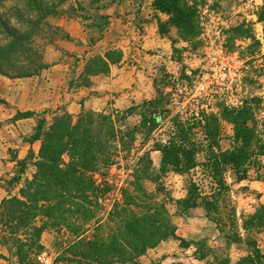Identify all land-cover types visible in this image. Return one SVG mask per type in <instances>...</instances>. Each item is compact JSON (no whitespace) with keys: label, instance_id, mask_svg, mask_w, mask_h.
<instances>
[{"label":"trees","instance_id":"1","mask_svg":"<svg viewBox=\"0 0 264 264\" xmlns=\"http://www.w3.org/2000/svg\"><path fill=\"white\" fill-rule=\"evenodd\" d=\"M0 76L28 78L46 68L48 46L69 37L49 23L51 17L80 18L91 22L102 36L109 17L96 14L104 0H0ZM154 9L168 17L162 27L173 25L191 42L199 36L198 4L186 0H155ZM95 13V14H94ZM239 32V30H237ZM254 44H259L251 35ZM95 39L90 43L94 45ZM124 53L114 49L105 58L96 56L86 65L80 85L108 75L112 65L122 63ZM188 78L184 75L182 80ZM154 100L120 113L83 110L77 117L63 111L50 124L40 121L35 138L41 141L36 157L30 153L20 162L25 174L28 162L35 171L15 196L0 203V261L5 264H140L148 251L169 240L182 249L196 247L200 260L212 249L202 242L178 237L177 226L166 202L149 192L145 181L164 191L162 178L169 174L187 178L184 198L170 199L177 213L187 216L203 209L228 244L244 243L248 255L237 264H264V253L253 233L264 231V205L239 223L232 200V184L253 178L264 182V97L252 95L236 106L220 101L208 103L185 116L174 115L171 94L158 89ZM137 116L139 125L120 127ZM142 145L153 141L149 151L134 153L138 137ZM160 153V168L151 154ZM130 160H134L130 162ZM127 162L130 179L119 191L120 198L107 209L110 189L98 182L120 162ZM21 177H15L17 184ZM52 232L60 240L57 254L46 252L42 237ZM247 236H244V234ZM47 261V263L45 261ZM218 264H231L229 259Z\"/></svg>","mask_w":264,"mask_h":264},{"label":"rangeland","instance_id":"2","mask_svg":"<svg viewBox=\"0 0 264 264\" xmlns=\"http://www.w3.org/2000/svg\"><path fill=\"white\" fill-rule=\"evenodd\" d=\"M186 1L198 4L197 24L200 34L196 40L186 41L173 25L162 27L165 35H161L160 23L168 21V17L164 15L166 20L159 19L158 25L159 34L166 39L164 47L158 48V51L150 49L148 54L151 57L142 62L133 58L134 53L141 49L138 36L131 40L133 44L126 50L130 66L136 71H142V83L138 82L140 88L136 87L137 92H140L139 100L142 103L154 100L158 95L157 90L160 89L171 94L173 101L169 108L172 113L185 116L192 110L198 111L197 107H205L207 103L216 109L221 100L236 106L252 95L264 97V0ZM249 2L254 3V8L247 6ZM14 5V2H7L0 7V13H6ZM139 32L142 31L139 29ZM251 35L259 44H254L248 38ZM184 75L188 78L182 80ZM114 111L111 107L104 113L109 115ZM124 111L120 110V113ZM139 123V117L133 116L120 127L130 129ZM143 139V136L138 137L134 153L142 154L152 148L153 141L142 145ZM151 157L158 170L160 153L153 152ZM132 161L134 160H130ZM126 165L127 162L121 161L119 167L112 168L104 177H98L99 184L111 191L104 200L107 209L120 198L119 191L130 179ZM17 171L21 172L22 168L18 167ZM33 173V167L25 171L28 177ZM14 178L6 179L4 183V186L15 191L11 195L18 193L21 188L13 183ZM229 182L232 184V200L241 225L243 219L264 205V182L253 178L242 183H235L233 180ZM24 183L22 181L23 185ZM162 184L164 191L158 193L154 183L145 181L148 191L155 194L159 202L167 203L178 229V237L187 242H202L207 249H212V253L206 260H200L196 247L182 249L180 241L169 240L157 249L148 251L140 259V264H218L225 259H229L231 264H237L248 255V248L244 243H227L216 225L207 220L203 209L193 210L187 216L177 213L176 205L170 199L179 200L185 197L187 178L169 173L162 178ZM251 237L258 242L264 253V231L253 233ZM59 240L52 232H46L42 237L46 252L51 257L57 254ZM1 253L6 254V251L1 249Z\"/></svg>","mask_w":264,"mask_h":264},{"label":"crops","instance_id":"3","mask_svg":"<svg viewBox=\"0 0 264 264\" xmlns=\"http://www.w3.org/2000/svg\"><path fill=\"white\" fill-rule=\"evenodd\" d=\"M154 1L104 0V7L96 12L109 17L102 36L91 22L78 17H51L49 23L69 39L46 48V68L28 78L0 76V203L18 194L11 195L15 191L4 186L6 179L21 177L15 185L22 187V181L32 177L17 170L30 153L37 157L40 152L41 141L35 138L40 121L50 124L63 111L77 117L83 110L104 113L111 107L120 111L142 103L136 90L142 71L130 66L126 50L138 36L141 49L133 58L142 62L151 57L150 49L158 51L165 46L166 39L159 34L158 25L159 19L166 18L154 9ZM92 39L96 40L94 45L90 43ZM118 48L124 51L122 63L112 65L108 75L92 77L90 87L81 86L88 62L96 56L105 58ZM29 167H33L31 162Z\"/></svg>","mask_w":264,"mask_h":264},{"label":"built area","instance_id":"4","mask_svg":"<svg viewBox=\"0 0 264 264\" xmlns=\"http://www.w3.org/2000/svg\"><path fill=\"white\" fill-rule=\"evenodd\" d=\"M247 6H248V7H252V8H254L255 5H254V3L249 2V3L247 4ZM44 261H45V260H44ZM45 262L47 263V261H45Z\"/></svg>","mask_w":264,"mask_h":264}]
</instances>
